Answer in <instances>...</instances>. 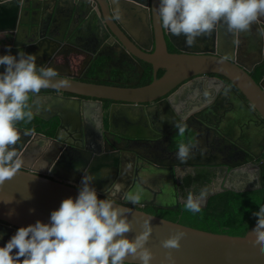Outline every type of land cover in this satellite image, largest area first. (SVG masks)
Returning <instances> with one entry per match:
<instances>
[{"label":"water","instance_id":"95a60500","mask_svg":"<svg viewBox=\"0 0 264 264\" xmlns=\"http://www.w3.org/2000/svg\"><path fill=\"white\" fill-rule=\"evenodd\" d=\"M53 2V13L48 22L50 15L47 12L52 8ZM157 3L158 0H0V34H3L0 35V53L9 47L15 53L19 47L26 52L36 53L38 66L47 65L48 56L55 57L65 40L76 44L72 40L74 35L83 28V24L86 26V19L93 12L102 30L109 33L108 36L123 39L124 47L131 52L138 66L139 59H143L155 67L158 62H162L167 68L161 77L155 76L150 84L144 86L102 84L87 78L79 79L80 76L71 71L57 70L58 79L66 80L67 86L59 91L53 88L41 89L39 93L32 95V107L36 105L37 95L54 96L55 102L44 101L40 106L47 109L48 115L37 112L34 114L46 121L57 117L58 125L52 135L17 125L21 135L13 147L21 160V167L13 177L0 184V245L8 239L6 231L15 226H27L37 219L46 222L50 212L58 208L62 199L77 194V187L46 176L51 175L49 172L54 167H62L64 164L67 167V162L72 164L73 170L80 165L79 172L85 166L90 172L95 167H111L115 159L114 153L101 156L99 150L94 151L91 132L82 128V125L87 126L88 116H92L94 102L102 107L103 101L109 100L113 102L112 106L143 107L144 111H154L158 99L169 100L175 97L181 86L196 78H209L208 74H221L229 78L252 103L258 112L257 115L254 113L257 121H264V76L258 82L250 73L264 59V19L258 17L243 32H230L224 23H218L213 31L197 37L195 43L188 46L182 34L175 36L161 28L155 12ZM116 7L122 11L120 19L113 16ZM60 14L70 15V23L66 26L56 25L55 18ZM74 16L79 19L76 25L72 23ZM167 39L180 51L178 54L168 51ZM46 40L59 44L51 47L45 44ZM82 61L78 55L73 57L74 70L79 69ZM71 129L77 133L74 135ZM62 131L68 134L65 135ZM217 132L224 136L219 129ZM71 148L75 149L73 156ZM99 149L102 150L101 147ZM195 163L202 162L198 160ZM118 165L117 168L120 169V163ZM240 168L237 173L249 180H254L260 169L263 173L261 185L246 189L264 187V159L258 164L242 167L253 170L252 175L244 170L242 174ZM151 189L153 190L152 187ZM167 190L169 189L165 186L163 193L166 195ZM217 192L220 191L208 194L201 207H205L209 196ZM159 193L160 191L152 192L157 198L149 199L147 203L165 208L178 205L175 200L170 203L159 201L164 196ZM26 196L30 198H25ZM3 200L11 201L5 203ZM114 203L123 209L131 222L130 230L124 233L128 238L132 239L145 231V220L148 221L151 231L144 246L152 253L150 264H264V255H259L258 249L252 247L253 241L245 238L246 233L254 228V223L244 234L231 235L196 228L139 208ZM10 211L11 215L8 214ZM178 230L185 233L180 240V247L164 248L162 241ZM125 259L126 264H140L138 258L134 260L128 256Z\"/></svg>","mask_w":264,"mask_h":264},{"label":"flooded vegetation","instance_id":"af4514ba","mask_svg":"<svg viewBox=\"0 0 264 264\" xmlns=\"http://www.w3.org/2000/svg\"><path fill=\"white\" fill-rule=\"evenodd\" d=\"M261 17L264 19V16ZM69 20H71L70 15L66 14H60L55 18L57 25L61 26H66ZM78 20V16H74L73 25H76ZM86 20H88L86 26L83 24V28L78 30L72 39L76 44L65 40L62 49L55 57L48 56L47 65L58 71H71L80 76L79 79L87 78L97 83L120 86L150 84L155 76L161 77L167 70L162 62H158V66L155 67L154 64L143 59H139L140 66H138L131 52L124 47L123 39L108 36L109 33L102 30L99 25L95 13L92 12V16ZM90 24L92 28L99 26L103 39L96 44L92 31V47H84L90 52L85 53L83 57L79 48L83 45L77 44V40L79 41V37L87 32ZM45 44L52 47L58 46L59 43L46 40ZM167 44L169 52L174 54L180 52L168 39ZM76 55L79 59L83 57L78 70H74L72 64ZM208 77L192 80L189 92L181 86L179 94L175 97L169 100L158 99L154 111H144L143 107H117L115 104L112 106L113 102L109 100H104L102 107L94 102L92 116H88L87 126L82 125V128L91 132L94 151L99 150L101 156L113 152L115 157L113 161L111 160V167L108 166V169L103 166L92 168V173L104 170L93 182L98 195L155 214L165 207L149 204L147 201L157 198L152 192L160 191L159 195L164 194L165 186L169 190L159 201L170 203L175 200L178 205L184 203L181 199L186 198L188 191L197 194L204 190L208 196L213 191H220L216 194L229 190L242 193L264 188L261 186L246 189L262 184L261 169L254 180L243 178L239 172L237 173V169L241 167L242 174L244 170L252 175L253 170L242 167L258 164L264 159V121L261 119L257 121V110L229 78L221 74H208ZM193 87H197L198 91L195 92ZM205 88L210 90L203 92ZM32 95L30 94V105ZM36 99L33 111L39 114L48 112L47 109L40 107L44 101L55 102L54 96L49 95H37ZM32 124L36 129L42 127L44 132L52 135L56 132L58 118L51 117L46 121L34 114ZM180 127L184 129L182 134L179 131ZM217 129L224 136L220 135ZM62 132L68 134L66 131ZM71 133L75 135L77 131L71 129ZM128 135L137 137L130 138ZM76 141L83 145L80 139ZM180 143L194 145L185 159H178L176 156ZM100 147L102 150L99 149ZM70 153L73 156L75 149L71 148ZM198 160L210 164L195 163ZM119 163L120 169L117 168ZM66 164L67 167L65 164L62 167H54L49 172L52 176L49 174L46 176L77 187L82 172L73 170L71 163ZM200 174H204V177H200ZM189 175L194 178L192 177L193 182L188 184L186 179ZM200 179L202 181H199ZM137 184L144 188L145 195L141 202L132 204L123 198L122 193ZM117 185H123V188L117 191ZM17 228L15 226L12 230L6 231V236L9 238Z\"/></svg>","mask_w":264,"mask_h":264},{"label":"clouds","instance_id":"9594fccd","mask_svg":"<svg viewBox=\"0 0 264 264\" xmlns=\"http://www.w3.org/2000/svg\"><path fill=\"white\" fill-rule=\"evenodd\" d=\"M155 12L162 29L175 36L182 34L185 44L191 46L197 37L209 34L218 23H224L230 32L246 31L258 17L264 16V0H158ZM113 16L122 17L119 7L114 9ZM36 60V53L19 47L15 53L10 47L0 53V184L21 167L13 146L21 135L17 123L33 119L30 94L47 88L59 91L68 84L58 79L54 67L38 66ZM179 131L182 134L183 127ZM193 147L190 143H180L177 158H187ZM76 171H81L80 165L76 166ZM101 171L104 170L92 173L85 166L74 197L62 199L46 222L37 219L18 227L0 245V264H126L128 256L138 258L140 264H150L152 253L144 246L151 231L148 221L145 220V231L134 238L124 235L130 230L131 222L113 199L98 195L93 183ZM120 188L123 185L116 186L117 191ZM122 195L137 204L144 198L145 190L137 184ZM205 196L204 190L197 194L188 191L185 209L200 212ZM257 207L258 211L251 217L254 228L245 238L253 241L252 247L258 249L259 255H264V206ZM184 235L178 230L164 239L162 246L179 248Z\"/></svg>","mask_w":264,"mask_h":264},{"label":"trees","instance_id":"16d2710c","mask_svg":"<svg viewBox=\"0 0 264 264\" xmlns=\"http://www.w3.org/2000/svg\"><path fill=\"white\" fill-rule=\"evenodd\" d=\"M250 73L259 82L264 76V59ZM17 125L36 129L32 120L20 121ZM36 130L43 131V128L40 127ZM192 177L189 175L186 183H192ZM200 177H204V174H200ZM259 205L264 206V188L242 193L229 190L212 195L207 205L201 207L198 213L188 211L185 209L184 203H180L169 209L161 208L160 212L155 214L207 231L242 235L254 223L251 217L258 211L257 206Z\"/></svg>","mask_w":264,"mask_h":264},{"label":"crops","instance_id":"0c3cea01","mask_svg":"<svg viewBox=\"0 0 264 264\" xmlns=\"http://www.w3.org/2000/svg\"><path fill=\"white\" fill-rule=\"evenodd\" d=\"M55 2V1H54ZM54 2L52 3V8L51 9H49L48 10V12L47 13H49V15H50V17H48V22L50 21V19H51V15H52V13H53V7H54ZM63 12H65V11H63ZM55 24L57 25L58 23H57V21L55 22ZM68 24H69V22H68ZM0 27H1V24H0ZM92 31L94 32V34H93V39H94V41H95V43L97 44V43H99V42H101L102 41V36L100 35V28H99V26H97V27H93L92 28V24H90L89 25V27H88V29H87V32L85 31V33H84V35H82V37H79V41L77 40V44H82L83 46H79V48L82 50L81 51V54L83 55V57H84V54L85 53H88V52H90V50L89 49H84V47L85 48H91L92 47ZM0 35H2L3 36V34H0ZM84 43V44H83ZM87 43H89L90 45H86ZM82 55H80L81 57H82ZM83 57H82V59H83ZM192 82V81H191ZM190 82V83H191ZM186 84V85H184V90H186V91H188L189 92V90L191 89L190 87H192V83L191 84ZM205 86H207V84H205ZM193 90L195 91V92H197L198 91V89H197V87H193ZM206 90V92L208 91V90H210L209 88H205V89H203V92ZM193 92V91H192ZM235 120V119H234Z\"/></svg>","mask_w":264,"mask_h":264}]
</instances>
